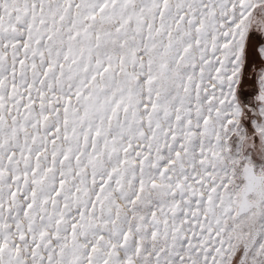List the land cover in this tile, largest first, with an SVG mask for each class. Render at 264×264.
<instances>
[{"label":"snow or ice","instance_id":"6c2138e0","mask_svg":"<svg viewBox=\"0 0 264 264\" xmlns=\"http://www.w3.org/2000/svg\"><path fill=\"white\" fill-rule=\"evenodd\" d=\"M0 264H264V0H0Z\"/></svg>","mask_w":264,"mask_h":264}]
</instances>
